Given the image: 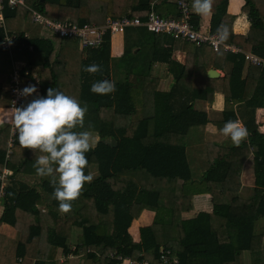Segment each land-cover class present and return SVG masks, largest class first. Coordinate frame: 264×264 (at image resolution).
Segmentation results:
<instances>
[{"label": "trees", "instance_id": "1", "mask_svg": "<svg viewBox=\"0 0 264 264\" xmlns=\"http://www.w3.org/2000/svg\"><path fill=\"white\" fill-rule=\"evenodd\" d=\"M24 1V5L16 6L4 2L6 25L0 27V107H10L11 100L2 93L1 84L12 64L25 62L29 70L40 66L42 96L54 88L74 97L82 107L87 105L85 127L76 131L88 130L98 139L85 154L88 164L84 172L93 179L84 184L66 214L59 215L50 177L39 176L40 182L35 186L10 179L0 222L18 225L21 220L20 228L25 234L24 240L0 243V261L58 264L51 258L59 250L64 255H83L89 261L86 264H121L119 255L163 264L161 257L168 251L169 260L178 259L175 264L264 263L261 252L253 248L256 225L264 218V132L255 120L257 109L264 108V63L255 65L244 53L214 50L206 44L198 46L171 34H157L143 25L126 28L125 31L135 28L143 35L134 47L125 42L122 55L113 56L109 30L98 47L80 49L77 39L41 36V25L32 19L36 10L48 18L80 25L92 18L102 23L108 18L140 16L147 21L152 5L160 15L180 17L177 0ZM216 1L213 3L220 4L212 11L210 31L216 32L221 24L226 25V43L264 60V0H245L242 10L251 22L245 35L233 32L235 16L228 14L229 0ZM200 20L191 11L189 21L195 28L201 25ZM240 23L238 19L236 24ZM7 30L16 34L18 40L9 51L1 44ZM27 30L29 36L25 37ZM176 42L189 43L196 55L203 56L196 58L201 63L195 62L196 69L204 73L202 80L188 75L189 66L173 58ZM189 62L194 61L190 58ZM92 64L100 65L102 71H84ZM160 64L167 65V73L172 75L174 82L169 89L162 87L161 73L155 68ZM215 65L225 71L224 77L207 76V70ZM102 80L113 82L115 91L93 94L91 85ZM22 85H36L31 74L24 76ZM216 92L224 95L221 118L216 121L217 133H221L227 121L241 118L245 119L248 134L239 146L221 138L207 140L209 167L197 178L187 153L188 136L191 128L207 125L210 118L195 103L200 99L212 102ZM145 108L151 112L146 114ZM259 123L264 124L263 111ZM11 129L12 124L0 129V179L5 166L13 168V177H18L16 172L20 170L7 162ZM108 139L111 143L106 142ZM12 150L32 151L20 146L18 136ZM36 157L32 153L25 162L29 168L32 166L26 176H37L33 167ZM249 157L254 164V192L252 197L243 198L241 172ZM2 183L3 178L0 187ZM207 193L213 196L212 211H199L188 217L194 196ZM150 212L154 215L152 224L141 227L140 240H135L130 231L133 220ZM73 226L81 231L76 243L70 245Z\"/></svg>", "mask_w": 264, "mask_h": 264}, {"label": "clouds", "instance_id": "2", "mask_svg": "<svg viewBox=\"0 0 264 264\" xmlns=\"http://www.w3.org/2000/svg\"><path fill=\"white\" fill-rule=\"evenodd\" d=\"M213 0H192L191 11L201 17L212 12ZM229 38L228 27L221 24L216 35L211 38L214 47L223 44ZM84 71L96 74L102 71L100 65L86 66ZM17 94L27 98L38 90L35 85L17 89ZM115 91V84L109 80L94 82L91 92L107 95ZM87 105L83 107L74 97L67 96L58 89L49 88L46 96H38L27 104L13 109L12 125L18 134L22 148L39 151L33 167L42 178L50 177L54 189L53 198L59 202V212L66 214L72 209V202L79 198L84 184L91 182V174L85 175L88 164L86 153L92 150L96 141L88 130L84 129ZM92 127L91 124L88 126ZM221 133L239 146L247 137V129L238 121H227ZM106 142L111 143L108 139Z\"/></svg>", "mask_w": 264, "mask_h": 264}, {"label": "crops", "instance_id": "3", "mask_svg": "<svg viewBox=\"0 0 264 264\" xmlns=\"http://www.w3.org/2000/svg\"><path fill=\"white\" fill-rule=\"evenodd\" d=\"M219 1L220 0H217L216 2H219ZM191 2H192V0H191ZM245 3H246L245 0H229V2H228V6H227L228 14L235 16L233 19V23H232L233 32L235 34L245 35L250 30L251 22L248 18L247 13L242 10ZM219 4L220 3H218V5ZM218 5L213 3L212 11L214 8H217ZM170 7L171 6L169 5L168 9H170ZM168 15L175 17L173 14H168ZM212 15H213V12H211V14L208 16H204V17L200 16L201 25L198 26V29L200 31L210 32ZM49 19H51V18H49ZM238 19H241V23L239 25L236 24ZM53 20H58V19H53ZM107 20H106V22H107ZM90 21L101 23V20L96 21V19H94V18H92ZM91 22H87V23H91ZM38 25H40V24H38ZM7 32H8V34L9 33L11 34V32L9 30H7ZM26 32L29 33L30 30H29V32H28V30ZM139 32L141 33V31H137L135 28H130V30L125 31L123 34H121L119 36H117V35L115 37L113 36L112 37V49H111L112 55L113 56L122 55V53L124 51L126 33H132L134 36L136 35L137 41H139L138 38H141V35H143V33L140 34ZM39 34L41 36L43 35L45 37L54 36V34L50 31V29H48L46 27H42V26H41V28H39ZM14 35H16V34H14ZM4 37L5 36H3V39H4ZM16 42H18L17 39H16ZM1 44H2V42H1ZM165 44H167V43L165 42ZM2 47L5 50L9 51V48L5 47L4 45H2ZM30 47H33V46H30ZM30 47H29V50H30ZM79 47H80V49H87V48L82 47L81 43H80ZM173 58H175L179 62V64L189 66V70H188L189 74L188 75L194 74L196 76L197 80H202L201 77H203L204 73L202 74V71H198L196 69V66H195L196 63L195 62L201 63L200 61H196V60H198L196 58H203V56L202 55H196V51L191 50L189 43L176 42L175 50L173 52ZM190 58L194 62H189ZM25 64H26L25 62L21 63L19 61H15L12 64L11 70H9V73L6 77V80L1 84V91L3 94L7 95L9 101L11 100V96H10V92H9V78H10V75L13 72V70L17 67L21 71V79H24V76H28V74H31L33 81L36 83V85H35L36 88L37 89L39 88L40 91L42 92L41 84H40L41 77L39 75V69H40L39 67L40 66H36L34 70H31V69L29 70V69H27ZM155 68L157 70H159V72L161 73L160 74L161 80H162L161 84L163 83L162 87L164 89H169L171 84L174 81H173L172 75L167 73V70H168L167 65L160 64V65H156ZM210 69H215L219 73V76H217V77H224L225 76V71L222 68L218 67L217 65H215V66H213L207 70V72H206L207 76H208V71ZM2 72H3V70H2ZM217 77H210V78H217ZM21 87L24 88L22 84H21ZM147 93L148 92H146V94ZM32 99H34V98H32ZM211 100H213V101L210 102V100H202V99L196 101L195 106L197 108H200L202 110L207 111L209 118H210V122L204 126L191 128L190 132H189V136H188L187 153L189 154L190 158H194L193 162L190 159V164H192L191 165L192 169L196 172L195 177H197V178L204 175V173L207 171V169L209 167V161H208V157H207V148H206L207 140L217 139V138L224 139L225 141L231 140L228 137H224L221 133H217L216 121H218L219 118H221L220 112H222V110L224 108V95H223V93L222 92H216L215 96ZM8 107L9 106H4V105L0 107V129L10 126V125L5 126V123L12 119V114H11V111ZM260 111H263V117H264V108H258L256 111L255 120H256V123L258 124L259 130L264 132V129H260L261 126H264V124L260 125V123H259ZM149 112H151V111H149ZM244 121H245V119H241V118L238 120L240 126L245 128L244 123H243ZM11 133L12 132L10 131V134H8L9 136L7 138V142H9ZM17 136H18V134H17ZM17 136H16V139H17ZM193 141H198V142L201 141V145L198 148L199 151H197L199 153V157H198L196 152L194 153L193 151L190 150V145L188 143L193 142ZM18 150H21V148H19ZM32 153H34L36 156L41 155V154H39L40 153L39 151H37V152H33V151L19 152L17 150H14L13 154L11 155L10 158L7 156V160H8L7 162H9L10 164H14L16 167L20 168V170L16 172L18 177L16 175L14 177L11 176L14 173L13 168H11L9 166H5L3 168V171H2L1 179L3 177L4 170L6 168H10L12 173L9 175V178L7 179V184L10 183L11 178L16 180L17 182L26 183L28 185H34L35 186L36 184H38L40 182V178L38 175L32 176V174H30V176H26V173H31V171L29 172V170L31 169L32 166L29 168V166L27 164H25V162L27 163L29 161L30 154H32ZM192 153H193V155H192ZM253 165L254 164H253L252 158L249 157L246 159V161L243 163V166H242L241 195L243 198L252 197V194L254 192V190H253L254 189V183H247V181L245 180V179H248V181L251 180L252 182H254ZM21 175H23V177H21ZM36 177H38V180H36ZM1 179H0V181H1ZM193 205H194V207L189 212V214L187 215L188 217L196 216V214L199 211L211 212L213 209V196H212V194L207 193V194L195 195ZM3 208H4V198L0 199V216L3 214ZM145 214L148 215L146 218V221L144 219ZM59 215H63V214L59 213ZM153 217H154V215L151 212L150 213H142L136 219L133 220L131 227L133 226V224H137V225H135L136 227L134 228L137 231V233H136V231H135V233H132L135 240H140V228L143 226H147V225L152 224ZM141 220H144L145 223L142 224ZM148 222H150V223L146 224ZM258 223L256 225V236H257V238H258V235L260 233V231L258 229ZM138 224H139V226H138ZM21 226H23V222H21V220L18 221V225H10V224L4 223V222H0V236L3 238L2 240H0V243L3 241H8L9 243H11V242L15 243V242H18L20 240H24L23 236L25 233L22 232V230L20 228ZM74 229H76L75 226H73L72 232ZM257 238H256V240H257ZM76 240H77V238H76ZM76 240L71 238V242L73 241V243H76ZM263 241H264V238H263ZM71 244L72 243H70V245ZM72 247H73V249L75 248V246H72ZM257 250H259V252H261V249H257ZM257 253H258V251H257ZM78 259H80V264H83L84 258L81 259L78 255H74L73 253H69L68 255H64V253L60 254L59 250L56 253V256L54 258H51V260H55L56 262H58V264H70L69 261H71V262L73 261V264H79ZM0 264H8V263H3L0 261Z\"/></svg>", "mask_w": 264, "mask_h": 264}, {"label": "built area", "instance_id": "4", "mask_svg": "<svg viewBox=\"0 0 264 264\" xmlns=\"http://www.w3.org/2000/svg\"><path fill=\"white\" fill-rule=\"evenodd\" d=\"M6 0H0V22L3 20V24L0 26L5 27V17L3 14L4 2ZM10 6H16L19 4L24 5V0H7ZM177 7L180 9L181 16L180 17H173V16H163L159 13L155 12L152 5V10L148 15L147 21H143L140 16H133V17H123L121 19H112L108 18L106 24L103 27H97L92 23H85L83 25H79L76 22L70 20H53L49 19L40 12L34 10L32 14V19L35 23L40 24L42 27H46L50 29V31L60 37V38H73L78 37L79 41L84 48H93L99 46L103 41V36L109 30L111 32V36L113 37L115 34H123L127 27L132 26H147L149 29L154 31L157 34H171L176 39L186 40L190 43L196 44L198 46L201 45H210L213 47L214 50L224 49L226 51H231L234 53H244L247 60L252 62L255 65H262L264 60L261 59L259 56L252 52H247L243 50L241 47L235 44H229L224 42L216 47L213 46L211 43V38L216 35V32H203L200 31L198 28H195L194 25L189 21L191 18V6L189 0H177L176 1ZM29 34L26 33L25 37H28ZM16 35L8 34L6 31V36L2 41V45L7 48L14 46L16 43ZM30 50H33V47H30ZM15 68V67H14ZM21 79V71L17 67L13 70L9 78V92L11 96L10 102V111L12 117L14 115L13 109L15 107H21L26 104L27 100L36 98L38 96H42V92L38 88L37 92L34 93L32 96L27 98L21 97L17 94V89H23L20 83ZM12 120V119H11ZM13 126V125H12ZM11 135L9 139V151L8 157L10 158L13 154V147L15 145L17 132L13 135V129H11ZM6 175L11 174L9 168L5 169ZM3 178V177H2ZM6 187H7V177L3 179V183L0 187V199L4 198L6 194ZM170 252H166L162 255L161 259L163 264H175L178 262V259L174 257L173 259L169 260ZM119 259L122 260L121 264H152L148 260H136L132 259L131 257H122L118 256Z\"/></svg>", "mask_w": 264, "mask_h": 264}, {"label": "rangeland", "instance_id": "5", "mask_svg": "<svg viewBox=\"0 0 264 264\" xmlns=\"http://www.w3.org/2000/svg\"><path fill=\"white\" fill-rule=\"evenodd\" d=\"M177 5V4H176ZM3 22V20H1V25L3 24L2 23ZM91 22V21H90ZM92 24H94L95 26H97V27H103L105 24H106V22H102V23H97V22H91ZM80 25V24H79ZM1 27V26H0ZM119 36V35H121V34H119V33H117V34H115L114 35V37L115 36ZM43 36V35H42ZM73 39H77V40H79V38L78 37H73ZM125 42L128 44V45H131L132 47H134V45L136 44V42H138L137 41V38H136V35L134 36L132 33H126V35H125ZM96 47H98V46H96ZM115 52V51H114ZM116 76V78H118V74H116L115 75ZM20 83L21 84H23V79H20ZM149 105H147V107H148ZM145 110V113L146 114H149V111H148V108H145L144 109ZM11 121L12 120H10V121H7L6 123H5V126H9V125H11L12 123H11ZM12 129H13V135H15L16 134V131H15V129H14V127L12 126ZM92 137L94 138V140L95 141H97V139H98V137H97V135H92ZM219 138H217V140H218ZM189 145H190V150L191 151H193L194 153L196 152L197 153V155H198V157H199V153L197 152V151H199L198 150V148L200 147V145H201V141H193V142H190V143H188ZM190 151V152H191ZM192 155H193V153H192ZM191 159V161L193 162L194 161V158H190ZM10 169V168H9ZM11 171V170H10ZM11 173H12V171H11ZM9 175L10 174H8V176L6 175V172H5V170H4V173H3V179L4 178H6L7 177V179L9 178ZM21 177H23V175H21ZM36 180H38V177H36ZM246 181H247V183H254V182H252L251 180H249L248 181V179H245ZM147 216L148 215H144V219H145V221H146V218H147ZM262 220H260L259 221V223H258V229H259V231H260V233H259V235H258V238H257V236H256V238H257V240H256V242H255V244H254V246H253V248H254V251H256V249H261V260L264 262V241H263V238H264V218H261ZM145 221L144 220H141V223L143 224V223H145ZM150 222H148V223H146V224H149ZM135 225H137V224H133V226L130 228V231H131V233H135ZM138 226H139V224H138ZM76 229H74L73 230V235H72V239H74V240H76V238H77V235H78V233H79V231H81L80 230V228H78V227H75ZM136 233H137V231H136ZM135 235V234H134ZM71 243H73V241L71 242ZM247 253V252H246ZM83 255H80L79 257L82 259V258H84V257H82ZM240 261H241V259H240ZM70 262V264H73V261L71 262V261H69ZM78 262H79V264H80V259H78ZM86 263H89V261H87V259L86 258H84V262H83V264H86ZM241 264H244V262H242ZM246 264V263H245ZM262 264H264V263H262Z\"/></svg>", "mask_w": 264, "mask_h": 264}, {"label": "water", "instance_id": "6", "mask_svg": "<svg viewBox=\"0 0 264 264\" xmlns=\"http://www.w3.org/2000/svg\"><path fill=\"white\" fill-rule=\"evenodd\" d=\"M208 76L209 77H217V76H219V73L215 69H210L208 71Z\"/></svg>", "mask_w": 264, "mask_h": 264}]
</instances>
